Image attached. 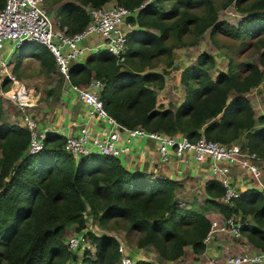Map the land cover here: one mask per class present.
Here are the masks:
<instances>
[{
	"label": "trees",
	"instance_id": "16d2710c",
	"mask_svg": "<svg viewBox=\"0 0 264 264\" xmlns=\"http://www.w3.org/2000/svg\"><path fill=\"white\" fill-rule=\"evenodd\" d=\"M108 1L63 0L56 9L57 18L69 32L78 31L89 20L85 6ZM115 1L136 9L126 19L134 26L127 34L124 60L117 62L106 49L91 52L83 62L72 63L71 81L83 84L92 76L102 79L103 106L125 126L182 132L192 140L202 133L223 142L243 136L242 146L264 158V114H256L246 95L260 84L264 90V0L247 6H241L244 0ZM232 1L243 14L236 24L218 19L217 14L218 3L225 6ZM4 2L0 0V8ZM166 3L168 8L163 7ZM208 28L211 34L220 32L243 44L253 40L258 60L237 66L229 60L227 70L218 69L212 75L216 59L202 51L181 72L184 99L175 106L158 104L156 88L164 86L165 76L152 68L163 55L168 64L172 62L174 45L167 39L174 36L181 42L183 34L192 33L196 42ZM26 43L40 46L34 54L44 69L55 66L46 46ZM65 139L62 134L45 133L42 148L29 153V130L2 121L0 97V264H67L74 257L65 241L70 225L75 232L85 230L94 245L93 252L84 248L80 264H119L116 237L85 229L87 210L104 227L111 219L122 220L126 231L139 232L137 246L153 247L162 258L177 259L186 245L196 254L205 250L204 237L211 224L207 210L194 202L181 203L178 179L134 172L119 158L97 152L75 159L63 148ZM203 190L204 204L223 216L246 219L251 215L253 223L245 222L241 233L264 250V189L244 188L229 202L220 200L225 188L217 179L206 180ZM133 264L156 263L138 258Z\"/></svg>",
	"mask_w": 264,
	"mask_h": 264
},
{
	"label": "built area",
	"instance_id": "2783aa9c",
	"mask_svg": "<svg viewBox=\"0 0 264 264\" xmlns=\"http://www.w3.org/2000/svg\"><path fill=\"white\" fill-rule=\"evenodd\" d=\"M45 1L5 0L0 8V97L17 106L21 126L30 132L26 151L33 153L41 149L45 132L40 129L36 117L30 111L33 101L29 87L16 76L2 53L7 43H16V48H19L28 41H37L52 53L58 75L63 78L67 88L77 94L88 116L104 119L115 126L102 135H92L88 127L82 126L77 133L66 136L63 148L75 159L91 152L118 158L128 152L131 137L143 136L156 142L162 160L172 153L185 163H207L211 178L219 180L225 188V194L220 198L223 202H229L247 187L264 189V165L261 164L264 158L245 149L242 144L209 139L203 133L192 140L182 132L169 134L148 130L141 125L125 126L117 122L103 106L100 98L104 85L102 79L92 76L83 84L71 81L69 69L72 63L82 62L93 50L106 49L116 57L117 62L124 60L127 34L132 28L126 19L136 9H129L119 3L86 5L89 16L87 24L81 30L69 32L66 25L61 26L59 19L55 21L50 15ZM122 132L126 133V139L122 140ZM233 216L222 215L221 218L211 219L204 241H209L217 231L240 237L245 222ZM72 234L65 239L70 250L90 244L85 230ZM118 250L119 264L134 263L135 259L126 250L123 240L118 241ZM262 257L261 252L243 250L227 256L225 264H259Z\"/></svg>",
	"mask_w": 264,
	"mask_h": 264
},
{
	"label": "crops",
	"instance_id": "0c3cea01",
	"mask_svg": "<svg viewBox=\"0 0 264 264\" xmlns=\"http://www.w3.org/2000/svg\"><path fill=\"white\" fill-rule=\"evenodd\" d=\"M60 3L61 0L60 2L56 0L53 5H51L50 9L52 13L56 12ZM113 3H116V1L110 0L105 4L109 5ZM242 15L243 14L240 13L238 20ZM133 26L134 24H132V28ZM19 48V51H17L18 54L14 53L9 63L13 72L29 87L32 93L31 99L33 105L30 111L36 117L42 131L46 134L54 132L66 137L77 133L82 126L88 127L92 135H102L115 128L114 125L104 119L88 116L85 105L74 91L67 88V85L63 82V78L61 79L62 82H58L52 77L54 74L58 75L55 66L51 70L44 69L34 52L28 50L27 43ZM87 55L84 57V60ZM32 65L36 67L35 71H31ZM50 75L52 76L50 77ZM58 84L60 85L59 89L57 88ZM254 88H251L246 95L249 96L256 114H264V103H260L257 100L259 98L256 94L257 88ZM46 89L58 90V96L51 105L47 103L45 97L48 95L45 94ZM51 91L52 90L49 92ZM5 101L10 103L8 100H2V121L21 125L17 106L12 102L8 104ZM158 102L157 99V103ZM126 136L125 132L121 133L122 140L126 139ZM118 158L123 166L131 171L149 172L152 177L166 176L178 179L181 182V186L177 189V197L180 201L182 197H185L186 193H184V189L189 186V183H195L194 186L198 187L196 190L200 191V200H197L201 201V195L204 194V184L206 180L211 178L207 163H197L195 161L185 163L172 153L168 154L166 160H162L157 152L156 142L153 139L143 136L131 137L128 152L122 154ZM261 164L264 165V161H262ZM190 188H192V186H190ZM205 197L206 194L204 195V200ZM194 201L195 200H193V202ZM207 216L211 220L213 218H221L222 214L217 208L211 207L207 210ZM247 218L250 220V223H253L251 215H247ZM70 229H73L71 225L68 230ZM205 243V250L200 254L194 253L191 246L186 245L188 248L186 246L184 247L185 253L174 260L162 258L155 249H150L152 254L146 253V256L140 258L152 260L156 264H225L227 256L239 253L243 250H250L261 252L263 257L259 264H264V250H261L250 242L243 233L240 237L235 238L230 234L217 231L213 233L212 238ZM146 247L147 246H145V248ZM187 253L189 255L186 257L185 254ZM181 259H186V261L181 263ZM68 262L69 260L67 263Z\"/></svg>",
	"mask_w": 264,
	"mask_h": 264
},
{
	"label": "rangeland",
	"instance_id": "374dc122",
	"mask_svg": "<svg viewBox=\"0 0 264 264\" xmlns=\"http://www.w3.org/2000/svg\"><path fill=\"white\" fill-rule=\"evenodd\" d=\"M56 0H46L45 6L47 10L49 11L50 15L55 19V21L58 19L56 12L52 13L51 11V5ZM60 2V0H57ZM62 1V0H61ZM150 1V0H149ZM220 1V0H218ZM255 0H244L241 4V6H247L250 5ZM217 6V14L218 19L226 21L230 24H236L238 18L240 17V9L236 6L234 1L231 3L222 6ZM163 7H169V5L166 3ZM197 11H201V8L196 9ZM57 23V22H56ZM215 39V40H214ZM195 35L192 33H185L181 37V42H178L174 36H171L167 39V43L173 44V51L174 56L173 60L170 64L167 63V58L163 55L159 57V59H155V66L152 68L154 70H158L162 72L165 76V84L161 88H156V95L158 99V103L160 105H163L164 107L168 106H175L178 105L183 99L185 94V85L181 81V72L182 70L192 63L195 62L198 53L202 51H206L208 53H211L214 58L216 59V66L210 70V73L214 75L218 69L227 70L228 69V63L229 60H232V63L237 66L239 62L245 61V60H258V49L252 44L250 39H246L248 42H244L231 38L226 36L223 33L215 32V34L210 33V28L206 29L201 35L197 36V41L195 42ZM247 43V44H246ZM28 50L32 52H36L40 46L34 44V43H27ZM42 47V46H41ZM6 50L2 53V56L9 61L12 59L14 53L18 54L17 51H19L20 48H16V43H7L5 44ZM95 50H93L94 52ZM98 51V50H96ZM16 56V55H15ZM36 67L32 65L31 71H35ZM149 69V68H146ZM56 73V72H55ZM193 75L191 74L190 78L193 80ZM17 76V75H16ZM52 75H50L51 77ZM18 77V76H17ZM52 77L56 79L58 82H62V77L54 74ZM19 78V77H18ZM4 88H7L5 86ZM254 88V87H253ZM257 88L256 94L258 95V101L260 103H264V90L263 86L257 85L255 86ZM254 88V89H255ZM251 90V89H250ZM263 91V93H262ZM46 99L47 103L51 105L55 102L57 96H58V90L54 89L51 92L46 89ZM249 97V96H248ZM7 102V101H5ZM8 104H11V102H7ZM39 103V102H38ZM242 141H244L243 136L240 138L234 139L232 142L240 143L242 144ZM195 183H189L188 187L184 189L185 197H182L181 202L184 203H196L198 206H202L203 208H206V210H209L211 207H207L206 204H204V194H202L201 201L200 200V191L196 190L198 187L194 186ZM187 186V184H186ZM192 186V188H190ZM198 191V192H197ZM198 199V200H197ZM86 228L91 230L93 233L101 234L106 233L110 234L116 237L117 241L123 240L126 244V250L128 253L135 259L146 256V253L152 254L150 249L153 250V247L147 246L145 247H139L136 245V240L139 237V232L126 231L125 228V222L122 220H116L113 221L111 219L107 226H102L98 223V221L91 215L89 210L86 211ZM234 218H238L243 222H250L248 218L242 219L239 215H234ZM74 231L72 229L67 230L66 232V238L73 235ZM88 249L94 251V245L91 243L88 246H85ZM84 246L79 247L77 250H72L74 252V257L69 260L67 264H80L81 257L83 255ZM188 248V246H186ZM143 248V249H142ZM186 257L189 255L188 253L185 254ZM181 263L186 261V259H181ZM180 264V263H176Z\"/></svg>",
	"mask_w": 264,
	"mask_h": 264
},
{
	"label": "bare ground",
	"instance_id": "6f19581e",
	"mask_svg": "<svg viewBox=\"0 0 264 264\" xmlns=\"http://www.w3.org/2000/svg\"><path fill=\"white\" fill-rule=\"evenodd\" d=\"M32 96V95H31Z\"/></svg>",
	"mask_w": 264,
	"mask_h": 264
}]
</instances>
